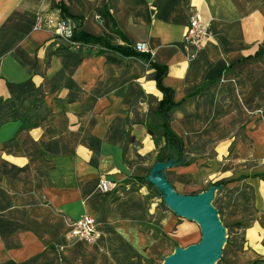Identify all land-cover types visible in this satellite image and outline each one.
Here are the masks:
<instances>
[{"label": "crops", "instance_id": "crops-1", "mask_svg": "<svg viewBox=\"0 0 264 264\" xmlns=\"http://www.w3.org/2000/svg\"><path fill=\"white\" fill-rule=\"evenodd\" d=\"M196 10L213 36L189 58ZM40 12L113 45L148 44L168 67L170 126L185 146L166 177L184 194L219 186L229 238L216 264H264V0H0V264H154L198 239L148 181L166 146L157 69L69 48L35 29ZM102 177L115 187L101 191ZM84 214L95 242L69 236Z\"/></svg>", "mask_w": 264, "mask_h": 264}, {"label": "water", "instance_id": "water-1", "mask_svg": "<svg viewBox=\"0 0 264 264\" xmlns=\"http://www.w3.org/2000/svg\"><path fill=\"white\" fill-rule=\"evenodd\" d=\"M175 165L174 159L156 162L148 181L162 192L163 201L173 212L200 225L202 237L189 246L178 245L163 262L156 264H216L222 257L226 242V227L213 203L219 186L213 185L198 194L180 193L165 174L166 169Z\"/></svg>", "mask_w": 264, "mask_h": 264}, {"label": "built area", "instance_id": "built-area-1", "mask_svg": "<svg viewBox=\"0 0 264 264\" xmlns=\"http://www.w3.org/2000/svg\"><path fill=\"white\" fill-rule=\"evenodd\" d=\"M99 21H103L100 15H97ZM78 24L70 17L60 18L55 15H45L38 13L35 23V29H51L53 33L69 47L74 48L83 45L74 39ZM212 20L204 16V14L196 10L194 11L187 25L184 42L186 46L193 47L194 51L190 53L189 58L195 57L208 39L212 38ZM136 50L139 52H150V47L145 41L136 44ZM115 187V183L110 182L102 177L99 181L98 188L103 192H108ZM101 233L95 218L89 214H84L80 218L72 220L70 224L69 236L73 239H84L89 242H95Z\"/></svg>", "mask_w": 264, "mask_h": 264}, {"label": "trees", "instance_id": "trees-1", "mask_svg": "<svg viewBox=\"0 0 264 264\" xmlns=\"http://www.w3.org/2000/svg\"><path fill=\"white\" fill-rule=\"evenodd\" d=\"M62 8L64 7L62 6ZM101 17L104 21L102 15ZM74 39L85 44L88 47L89 52L103 53L107 49L112 51H118L123 54L134 55L136 57L146 59L157 69L156 82L158 88L163 93V98L160 100L159 109L156 112L157 116L161 120L157 130L159 131V133H162V135L166 138V146L158 154V161L168 162L169 160L174 159L175 164L181 162V156L185 152V146L181 138H179L174 133L170 126L171 111L176 106V102L174 100L175 91L173 88L166 86L163 82V78L168 72V67L156 64L152 59V55L149 54L150 52H139L129 46L124 47L111 44L110 41L107 39L106 35L93 37L91 35L79 32L78 34L76 33L74 35ZM102 42H104V47L99 46V44ZM65 46L68 47L67 44H65ZM150 131L152 135L156 134L155 129L150 128Z\"/></svg>", "mask_w": 264, "mask_h": 264}, {"label": "rangeland", "instance_id": "rangeland-1", "mask_svg": "<svg viewBox=\"0 0 264 264\" xmlns=\"http://www.w3.org/2000/svg\"><path fill=\"white\" fill-rule=\"evenodd\" d=\"M48 16H50V15H48ZM56 16V15H55ZM57 17H60V16H57ZM60 18H64V17H60ZM71 18V17H70ZM73 19V18H72ZM74 20V19H73ZM79 27V26H78ZM76 32H77V30H76ZM76 34V33H75ZM56 36V35H55ZM83 44V43H82ZM69 47V46H68ZM69 48H71V47H69ZM192 222H194L195 224H196V228H197V236H198V239H197V242L198 241H200V239H201V236H202V233H201V228H200V225L196 222V221H194V220H191ZM226 227V226H225ZM228 238H229V236H228V232H227V228H226V242H225V244H224V248L227 246V243H228ZM191 242V241H190ZM223 248V249H224ZM175 250V249H174ZM165 258V257H164ZM164 258H163V260H164ZM163 260H161V262H163ZM161 262H156V263H161ZM156 263H154V264H156Z\"/></svg>", "mask_w": 264, "mask_h": 264}]
</instances>
